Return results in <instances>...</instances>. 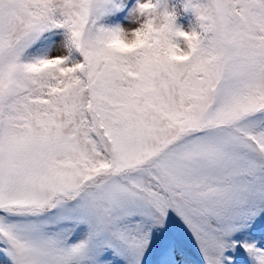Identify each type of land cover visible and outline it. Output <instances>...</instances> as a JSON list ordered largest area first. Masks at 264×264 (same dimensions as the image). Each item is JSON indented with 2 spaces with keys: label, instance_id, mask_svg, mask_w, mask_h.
<instances>
[{
  "label": "snow or ice",
  "instance_id": "6c2138e0",
  "mask_svg": "<svg viewBox=\"0 0 264 264\" xmlns=\"http://www.w3.org/2000/svg\"><path fill=\"white\" fill-rule=\"evenodd\" d=\"M0 264H264V0H0Z\"/></svg>",
  "mask_w": 264,
  "mask_h": 264
},
{
  "label": "rangeland",
  "instance_id": "374dc122",
  "mask_svg": "<svg viewBox=\"0 0 264 264\" xmlns=\"http://www.w3.org/2000/svg\"><path fill=\"white\" fill-rule=\"evenodd\" d=\"M170 3H173L172 0H169ZM186 15H184L183 19H181V25L183 26L184 30L188 29V26L190 24L189 20H187V18L185 17ZM119 22L123 23L125 26H127L129 24V21L124 19L123 17L119 18Z\"/></svg>",
  "mask_w": 264,
  "mask_h": 264
},
{
  "label": "clouds",
  "instance_id": "9594fccd",
  "mask_svg": "<svg viewBox=\"0 0 264 264\" xmlns=\"http://www.w3.org/2000/svg\"><path fill=\"white\" fill-rule=\"evenodd\" d=\"M136 21H137L138 23H140L139 18H136ZM131 32H132L131 29H128V28H125V29H124L125 38L128 39L130 43L133 42L134 39H135V38L131 35ZM185 54H187V53H185Z\"/></svg>",
  "mask_w": 264,
  "mask_h": 264
},
{
  "label": "trees",
  "instance_id": "16d2710c",
  "mask_svg": "<svg viewBox=\"0 0 264 264\" xmlns=\"http://www.w3.org/2000/svg\"><path fill=\"white\" fill-rule=\"evenodd\" d=\"M172 1H173V3H177V4H178V2H179V0H172ZM183 17H184V16H182L181 19H183ZM185 17L189 20V22H194L193 18H192L190 15H186ZM181 19H180V23H182V22H181Z\"/></svg>",
  "mask_w": 264,
  "mask_h": 264
}]
</instances>
